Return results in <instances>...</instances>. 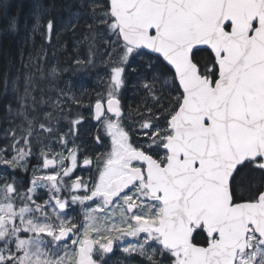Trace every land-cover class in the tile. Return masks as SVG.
<instances>
[{"label": "snow or ice", "instance_id": "obj_1", "mask_svg": "<svg viewBox=\"0 0 264 264\" xmlns=\"http://www.w3.org/2000/svg\"><path fill=\"white\" fill-rule=\"evenodd\" d=\"M89 7L86 26L110 49L93 114L95 141L107 140V150L82 154L75 139L83 117L63 124L72 115L66 101L58 94L37 103L43 90L25 77L20 123L0 134V264H107L126 240L122 251L143 264H264V183L238 192L242 177H264V0H91ZM45 11L32 14V31L50 41L56 22L45 23ZM5 30H17L16 17ZM145 56L133 116L121 94L133 62ZM57 74L52 67L49 77ZM11 86L18 91V81ZM78 168L95 174L84 179ZM30 169L22 190L15 176ZM76 208L79 219L68 214Z\"/></svg>", "mask_w": 264, "mask_h": 264}, {"label": "trees", "instance_id": "obj_2", "mask_svg": "<svg viewBox=\"0 0 264 264\" xmlns=\"http://www.w3.org/2000/svg\"><path fill=\"white\" fill-rule=\"evenodd\" d=\"M72 3L73 2L71 0H0V33H2L0 35V116L6 109V106L4 105L5 102L1 99V95H3V90L5 89L2 80L8 79L9 88H12L11 84L13 79L10 81V77L7 76L10 72L22 67L21 61L24 60V57L31 59L33 65H36L42 57V52L40 53L39 49L32 50V48H30L34 35L38 41L40 40V36H36V32L34 33L32 31V14L37 8L42 11L46 10L43 17L44 22L46 23L49 19H54L57 27V16H61V14H65L67 16V13L70 15L69 9L71 8ZM4 5H7L6 10H3ZM12 17L17 18V30L14 32L6 31L5 27L7 22ZM82 28L87 29V26H83ZM56 33L52 35L51 41L54 39L52 41L54 43L53 46L56 47L54 51H57L60 56V61L63 65H71L73 68H78V70L82 71L83 69L81 64L75 66L73 65V55L75 54V51L73 50L74 44L72 45L70 34L72 32H69L66 36L63 34L60 38H58ZM42 39L40 41H42ZM77 39H79V36L73 40ZM84 42H86L85 34L81 36V44ZM67 43L68 46L65 48V44ZM51 48L52 47L50 46V49ZM84 48L85 47L83 46L82 49ZM92 48L94 49L93 46ZM198 58L203 62L207 58V53H201ZM148 63L149 60H146L144 64L136 62V65L133 64L132 69H130L127 73L128 81L133 85V87L128 85V89H133V92L128 95L127 99L130 100L128 103L130 104L129 109L134 113L136 112L138 106H142L143 99V94L136 87V83L139 77L145 74ZM32 74L34 77L37 76L34 73ZM77 87L79 88V85H77ZM14 112L16 113V110H14ZM90 136H92L91 133L89 134V137ZM242 179L244 181V185L238 189L240 195L247 194L248 184L256 187L263 181V177L258 172L244 176Z\"/></svg>", "mask_w": 264, "mask_h": 264}, {"label": "rangeland", "instance_id": "obj_3", "mask_svg": "<svg viewBox=\"0 0 264 264\" xmlns=\"http://www.w3.org/2000/svg\"><path fill=\"white\" fill-rule=\"evenodd\" d=\"M71 1L73 3L71 4V8L69 9L70 15H68L67 13V16L65 14L64 15L61 14V16L60 15L57 16L58 18V21H57L58 25L56 27L57 33L56 31L54 33H56L58 38H60V36H62L63 34H65L66 36L67 34H69V32H72L70 34H71V39H72V45L74 44L73 50L75 51V54L73 55L74 57L73 64H77L76 61L80 60L82 61L81 63H83L82 65L83 68L86 69L88 64H91L89 55L95 54L100 57L101 61L105 59L104 64L102 66H107L109 64L108 63L109 57L107 55V52L110 51V49L108 45L105 44L102 36L100 34H97L95 38L93 39L92 33L88 30V28L84 29V28L78 27L81 25L86 26L85 21L88 19V17L84 15V13L91 11V8L89 7L91 0H71ZM81 5H84V7H82ZM74 12H77V13H74ZM1 34L2 33H0V35ZM83 34H85V37L87 36L88 39H86V42L81 44V36ZM78 36H79V39L73 40L74 38H77ZM66 46H68V43L65 44V48ZM83 46L85 47L84 49H82ZM92 46L94 47V49H97L96 53H95V50L92 48ZM52 55L54 57L50 59L51 61L50 69L52 67H56L58 69L57 77L55 79H51L49 77L50 71L48 69H43L42 75L39 76V79L40 77H44L43 79H40V81L43 84V88L48 93V97H46V100L49 103L50 98H51V101L54 102L58 94L60 95L61 99L69 98L67 101L68 104L64 103L63 106L64 105L69 106L66 112H68L69 110L71 111L72 109L73 110L77 109L76 116L77 115L82 116L83 120L81 121V124L79 125L76 132H79V136L81 140L83 138L88 139L89 136L87 132L91 130V124H90V121L86 119L84 116L86 115V107H89V103L82 96V100H79L80 101L79 104L81 105L79 108H77V105H75V100L78 99V95H79V92H77L78 83L76 81H73L74 79L72 77L69 78L68 76L69 72H70V75H73L75 77L79 76V70L73 68L72 66L63 65V63L60 61V56L58 55L57 51L52 52ZM84 56H88V57H84ZM21 62H22V67H20L19 69H16L15 71L10 72L7 77H10L11 79L19 81L23 77H25L26 74L28 75V71L34 68V65L31 59L29 58L24 57V60H22ZM90 68L94 69L95 67L91 66ZM108 72L109 71L106 70L103 73L97 74L94 79V84H106V81L108 78ZM63 75H67V77H63ZM104 89L102 91H98L97 94L100 92H103ZM71 104H73L72 108H71ZM68 119L69 117L67 116L66 121L64 119L62 123L67 124ZM135 139L136 138L133 137V140ZM93 144L96 145V142L94 141ZM21 172L23 176L26 174L23 170H21ZM23 178L24 177L16 174L15 179H16V183L18 186L23 185L24 183ZM121 246L123 248L124 243L121 244ZM165 264H168L167 260H165Z\"/></svg>", "mask_w": 264, "mask_h": 264}, {"label": "flooded vegetation", "instance_id": "obj_4", "mask_svg": "<svg viewBox=\"0 0 264 264\" xmlns=\"http://www.w3.org/2000/svg\"><path fill=\"white\" fill-rule=\"evenodd\" d=\"M30 73L28 72V75H29ZM27 74H26V76H28ZM25 76V77H26ZM25 77H23L21 80H19L18 81V88L19 87H21V85L23 86L24 85V80H25ZM4 80V79H3ZM2 80V81H3ZM10 81H11V78H10ZM13 81H14V79H13ZM16 81V80H15ZM10 90L13 92V90H12V88H10ZM17 95V91L15 92V96ZM130 95V94H129ZM15 101H16V99H15ZM124 103L126 104V98L124 99ZM126 106H128V104H126ZM2 132L3 131H1L0 132V134H2ZM93 132H94V130H91V134H92V136L91 137H93ZM101 148V147H100ZM99 148V149H100ZM87 152H92V150H89V149H87V148H84ZM105 151V149L104 150H102V151H96L95 153H91L90 154V156H96L98 153H102V152H104ZM77 175H79V176H81V177H83L84 179H88V177L89 176H91V175H93L92 173H90V172H86V170H84L83 168H78L77 169V173H76ZM31 180V179H30ZM30 180H28V183H29V181ZM130 239V238H129ZM127 243H128V241L126 240L125 241V244H124V246H126L127 245ZM124 255H126V253H124L123 251H122V249H118V247H115V250H114V252L112 253V254H110V257H112L111 259H108V261H107V264H143V262H142V258L139 256V255H136V254H129V256H132V255H134L133 256V261L132 260H130V259H125L123 256Z\"/></svg>", "mask_w": 264, "mask_h": 264}, {"label": "bare ground", "instance_id": "obj_5", "mask_svg": "<svg viewBox=\"0 0 264 264\" xmlns=\"http://www.w3.org/2000/svg\"><path fill=\"white\" fill-rule=\"evenodd\" d=\"M31 3V2H30Z\"/></svg>", "mask_w": 264, "mask_h": 264}]
</instances>
